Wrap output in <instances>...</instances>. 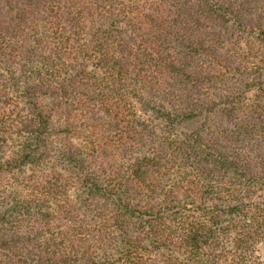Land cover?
<instances>
[{"label":"trees","instance_id":"obj_1","mask_svg":"<svg viewBox=\"0 0 264 264\" xmlns=\"http://www.w3.org/2000/svg\"><path fill=\"white\" fill-rule=\"evenodd\" d=\"M0 264H264V0H0Z\"/></svg>","mask_w":264,"mask_h":264}]
</instances>
